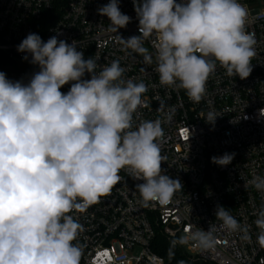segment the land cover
Instances as JSON below:
<instances>
[{"label": "clouds", "instance_id": "9594fccd", "mask_svg": "<svg viewBox=\"0 0 264 264\" xmlns=\"http://www.w3.org/2000/svg\"><path fill=\"white\" fill-rule=\"evenodd\" d=\"M133 5L140 35L127 39L118 30L131 18L121 12L119 0L97 11L125 48L148 64L153 56L143 38L155 37L161 85L180 88L199 103L217 64L241 80L252 72L255 40L245 30L247 11L239 0H133ZM17 50L39 71L27 83L0 71V264H80L82 249L74 241L82 225L71 213L84 212L109 194L122 170L143 181L135 188L144 202H169L183 185L161 167V121L133 126L147 87L125 79L118 60L97 71L96 61L86 59L75 41L54 35L44 42L36 33ZM66 84L71 86L64 93ZM216 117L210 111L207 120L214 123ZM234 155L211 161L225 167ZM253 183L264 191V179ZM215 216L230 231L240 228L224 206ZM255 225L264 246V208ZM193 238L203 247L214 242L211 231Z\"/></svg>", "mask_w": 264, "mask_h": 264}, {"label": "built area", "instance_id": "2783aa9c", "mask_svg": "<svg viewBox=\"0 0 264 264\" xmlns=\"http://www.w3.org/2000/svg\"><path fill=\"white\" fill-rule=\"evenodd\" d=\"M180 2V0H177ZM247 11L245 30L255 40L252 72L241 80L229 77L217 64L199 103L177 87L163 86L155 71L154 36L143 38L153 63L125 48L127 39L140 35L133 0H119L122 13L131 20L118 34L97 9L109 0H0V71L13 81L25 83L39 67L24 59L17 46L30 33L46 42L56 35L76 42L85 58H93L97 71L118 60L124 78L143 82L147 90L143 105L134 114L133 126L144 120H160L164 174L179 179L183 188L166 203L144 202L134 180L121 171L122 179L110 193L84 212L71 213L82 225L77 243L80 264H165L152 245L162 236L185 251L195 264H264V246L257 241L255 225L264 208V191L254 181L264 179V0H239ZM259 6L262 8L260 9ZM85 79H90L86 74ZM70 84L61 91L67 93ZM214 112V123L207 115ZM234 153L221 167L213 156ZM224 206L240 224L236 231L223 226L215 216ZM211 231L213 244L203 247L195 233Z\"/></svg>", "mask_w": 264, "mask_h": 264}, {"label": "trees", "instance_id": "16d2710c", "mask_svg": "<svg viewBox=\"0 0 264 264\" xmlns=\"http://www.w3.org/2000/svg\"><path fill=\"white\" fill-rule=\"evenodd\" d=\"M152 249L165 260V264H195L188 260L183 249L174 247L162 236H157L153 242Z\"/></svg>", "mask_w": 264, "mask_h": 264}, {"label": "rangeland", "instance_id": "374dc122", "mask_svg": "<svg viewBox=\"0 0 264 264\" xmlns=\"http://www.w3.org/2000/svg\"><path fill=\"white\" fill-rule=\"evenodd\" d=\"M260 9H262L260 6H259Z\"/></svg>", "mask_w": 264, "mask_h": 264}]
</instances>
